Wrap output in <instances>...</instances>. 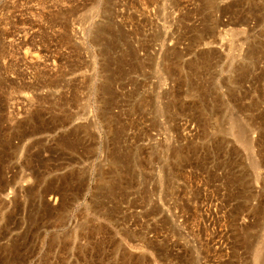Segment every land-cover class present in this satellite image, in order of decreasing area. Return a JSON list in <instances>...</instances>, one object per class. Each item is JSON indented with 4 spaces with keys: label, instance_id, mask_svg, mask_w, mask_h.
Returning a JSON list of instances; mask_svg holds the SVG:
<instances>
[{
    "label": "rangeland",
    "instance_id": "1",
    "mask_svg": "<svg viewBox=\"0 0 264 264\" xmlns=\"http://www.w3.org/2000/svg\"><path fill=\"white\" fill-rule=\"evenodd\" d=\"M0 264H264V0H0Z\"/></svg>",
    "mask_w": 264,
    "mask_h": 264
}]
</instances>
